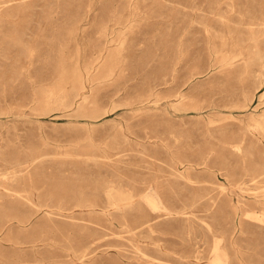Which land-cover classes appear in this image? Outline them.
Masks as SVG:
<instances>
[{"label": "rangeland", "instance_id": "obj_1", "mask_svg": "<svg viewBox=\"0 0 264 264\" xmlns=\"http://www.w3.org/2000/svg\"><path fill=\"white\" fill-rule=\"evenodd\" d=\"M9 1L0 3V264L48 250L61 264L98 236L89 263L137 264L119 224L151 215L138 199L145 188L181 213L164 224L179 220L198 237L166 236L168 256L142 242V264H193L184 257L198 240L194 264H209L208 226L233 259L240 250L264 264V86H234L219 55L228 16L264 0ZM98 56L81 103L74 66ZM108 185L131 192L133 205L106 207ZM95 198L99 213L72 220L71 233L32 216L42 201L68 209Z\"/></svg>", "mask_w": 264, "mask_h": 264}, {"label": "bare ground", "instance_id": "obj_2", "mask_svg": "<svg viewBox=\"0 0 264 264\" xmlns=\"http://www.w3.org/2000/svg\"><path fill=\"white\" fill-rule=\"evenodd\" d=\"M9 0H0V3L7 4ZM187 17V16H186ZM185 16L183 18H186ZM191 16H189L190 18ZM185 22V20H184ZM208 27L206 31L209 32ZM223 50L219 52L221 58V69L230 80L233 82V85H237L240 90L246 89L248 86H254V90L264 86V2L259 5L258 8L251 6H239L237 11H233L227 19V35L222 37ZM227 41V43H226ZM103 56H98L94 59L89 65H85L83 68H80V65L77 64L74 66V82H75V93L74 98H79L81 103L86 102L85 93L86 85L85 81L90 75V71L96 69L99 64V58ZM62 77H65V70L61 72ZM264 97V92L260 95V98ZM73 102V100H72ZM69 102L64 101L63 106L65 108L71 107ZM264 115V112H263ZM20 163H16L13 168V173H16L19 170ZM177 172V168L174 169ZM145 190V191H144ZM149 188L142 189L138 193V199L144 200L146 204L151 208V215H144L137 219V222L132 226H129L126 222L120 223L119 226V235L126 233L129 235V242L131 247L134 249L137 255L147 258L148 256L140 250L139 244L146 243L147 245L153 246L154 251H156L160 256L171 255L170 250L165 248V237L166 236H179L180 232L185 231L187 236L192 234L193 239H197V233H194L193 228L190 226L182 227L180 221L176 223L164 224L161 220L163 215L169 214H181L180 212L172 211L168 206L164 204V201L160 198L159 194L154 190L147 192ZM153 194V195H152ZM152 195V196H151ZM103 196L106 198V207L114 211L129 208L133 205L134 196L131 192L126 194L122 193L118 188L115 189L113 185H108L106 189L103 190ZM98 198L90 200L86 205L81 203L75 205L71 208H61L60 204L51 205L47 201H42L41 205L35 204L38 208L33 214H41L45 220L42 225L43 228L49 229L58 232L71 233L72 230H75L78 225L71 223V221H87L85 216H93L99 213L101 210L100 204L97 202ZM34 204V203H33ZM30 217L24 218L23 220L18 221V227L23 228L26 223H28ZM67 220H69L67 222ZM70 227L72 230H68L66 227ZM124 226V227H123ZM207 234L212 236V247L210 253L209 264H250L251 260L247 261L241 255L240 250H235V258L233 259L230 250L223 248L224 238H216L214 235V230L208 226L206 228ZM142 234L146 235V238L143 241H140L139 236ZM202 240L205 241L207 237L204 232L200 234ZM100 236L94 238L93 241H87L86 243H76V247L72 249H67L69 252L66 253L67 259L61 262V264H96L89 263L88 256L89 251L96 240ZM50 241V244L53 242L52 239L40 240V243H47ZM201 240L196 241L192 246V251L185 256L187 260L186 263H196L199 258V254L202 253V246H199ZM81 247V248H80ZM80 248V249H79ZM70 253L72 255H70ZM119 258H125L128 261L131 260L126 254H123V251L118 252ZM63 255H55L52 251H47L43 254H33V263L29 264H59L55 261V258H61ZM140 256H136L135 260L137 264L144 263V259ZM25 261L28 260V256H23ZM190 259V261H189ZM147 263V261L145 262ZM257 264L261 263L256 261ZM116 264V263H113ZM131 264V263H128Z\"/></svg>", "mask_w": 264, "mask_h": 264}]
</instances>
